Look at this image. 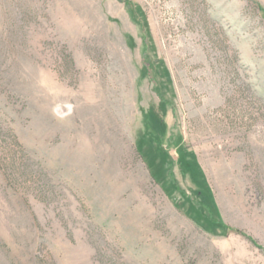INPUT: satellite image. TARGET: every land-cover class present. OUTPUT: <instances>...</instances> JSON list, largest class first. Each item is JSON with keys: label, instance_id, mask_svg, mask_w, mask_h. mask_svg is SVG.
Wrapping results in <instances>:
<instances>
[{"label": "rangeland", "instance_id": "1", "mask_svg": "<svg viewBox=\"0 0 264 264\" xmlns=\"http://www.w3.org/2000/svg\"><path fill=\"white\" fill-rule=\"evenodd\" d=\"M0 264H264V0H0Z\"/></svg>", "mask_w": 264, "mask_h": 264}]
</instances>
